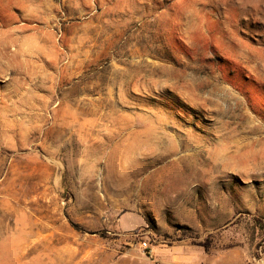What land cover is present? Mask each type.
I'll list each match as a JSON object with an SVG mask.
<instances>
[{
  "label": "rangeland",
  "instance_id": "1",
  "mask_svg": "<svg viewBox=\"0 0 264 264\" xmlns=\"http://www.w3.org/2000/svg\"><path fill=\"white\" fill-rule=\"evenodd\" d=\"M0 264H264V0H0Z\"/></svg>",
  "mask_w": 264,
  "mask_h": 264
},
{
  "label": "built area",
  "instance_id": "2",
  "mask_svg": "<svg viewBox=\"0 0 264 264\" xmlns=\"http://www.w3.org/2000/svg\"><path fill=\"white\" fill-rule=\"evenodd\" d=\"M148 247H149V246H148V243H147V242H142V243H141V248H142V249L145 250V249H147Z\"/></svg>",
  "mask_w": 264,
  "mask_h": 264
}]
</instances>
